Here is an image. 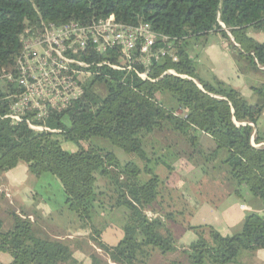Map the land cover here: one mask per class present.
Masks as SVG:
<instances>
[{"label": "trees", "instance_id": "trees-1", "mask_svg": "<svg viewBox=\"0 0 264 264\" xmlns=\"http://www.w3.org/2000/svg\"><path fill=\"white\" fill-rule=\"evenodd\" d=\"M110 16L126 25H150L169 38L178 62L170 58L154 62L151 81L141 80L132 71L103 68L85 86L80 101L62 114L54 113L48 122L6 118L11 95L18 87L5 76L15 73L25 27H38L41 21L57 26L87 25ZM252 30L264 32V0H0V176L24 163L36 178L44 174L55 177L80 227L91 231L86 242L90 264H149L155 253L168 256L178 252L188 264H205L206 260L236 264L241 252L264 249V213L248 215L242 231L231 236L209 225L190 226L196 240L179 247L166 225L175 215L166 212L170 205L164 204L168 177L143 179L144 174L152 173L148 163L153 159L144 141L153 134L173 131L182 152L192 155L200 150L207 160H215L225 151L234 194L241 197V188L246 186L264 205V148L254 146L264 142L258 130L264 116V84L253 89L257 103L251 104L225 83L202 80L189 52L193 40L205 42L210 35L219 34L238 62L264 75V43L251 37ZM162 47L166 44L158 40V48ZM90 56L100 62L106 55L91 49ZM107 56L113 64L120 63L117 53ZM137 68L145 72L142 66ZM163 93L177 101V109L161 102ZM199 134L211 137L217 147L203 150ZM93 138L108 140L129 160L121 162L113 150L91 144ZM165 165L173 170L171 164ZM104 207L121 213L116 222L119 218L123 238L116 246L102 240L107 224L95 222L102 218ZM21 215L11 213L13 225L8 230L0 219V254L10 255V264H84L75 256V243L40 234Z\"/></svg>", "mask_w": 264, "mask_h": 264}, {"label": "built area", "instance_id": "built-area-1", "mask_svg": "<svg viewBox=\"0 0 264 264\" xmlns=\"http://www.w3.org/2000/svg\"><path fill=\"white\" fill-rule=\"evenodd\" d=\"M158 40L166 48H158ZM21 44L15 73L5 76L18 87V92L11 95L6 116L12 122H48L54 113L69 110L82 99L85 86L100 76V69L128 70L143 81H151L149 72L154 62L179 60L169 38L154 32L150 25H126L114 16L87 25L71 22L57 26L41 21L38 27H25ZM91 49L106 55L104 60L96 62L89 57ZM110 52L118 54L119 64L108 58ZM137 65L145 72H140Z\"/></svg>", "mask_w": 264, "mask_h": 264}, {"label": "rangeland", "instance_id": "rangeland-1", "mask_svg": "<svg viewBox=\"0 0 264 264\" xmlns=\"http://www.w3.org/2000/svg\"><path fill=\"white\" fill-rule=\"evenodd\" d=\"M250 32L252 38L254 37L255 39L259 40L264 39V33L263 35H258V31L252 30ZM223 46H225L227 49L230 48L221 35L214 34L207 37L205 42L204 40H193L189 47V52L194 57L203 51L202 55H200L201 62L197 64V70L200 72L201 76L206 79V81H210V84L215 83L214 78L221 79L222 77H225L227 79H232L233 69L229 65V60L233 61L234 56L232 55L233 53L230 54V52L227 53L230 56L229 59L225 56H222L221 54H226L223 53L225 52ZM229 50L231 51V49ZM231 81L234 80L232 79ZM229 87L237 89L234 85H229ZM238 89H240L241 92L244 90L243 87ZM101 90V93L104 96L105 90ZM246 99L251 104L257 103L256 97L250 99L248 96H246ZM160 100L167 108H178L177 101L168 93H163L160 97ZM258 127L260 128V132L264 134V116L261 119ZM207 136L208 135L205 134L198 135L201 147L203 150H214L217 145L211 137L209 138ZM91 144L102 147L108 151L113 150L116 155L123 156L127 161L129 160L127 155L121 149L114 148L108 140L102 138H93ZM144 145L149 152L153 153V159L148 163L152 173H146L143 175V179L145 181L151 179L153 175H158L162 179L171 177L173 185L176 184L177 187H181L185 183L187 184V189L185 187L177 190L174 188L166 190V194L164 195V204L165 206L170 205L166 207V212H174L175 214L170 224L175 226L178 224L185 227V230H189L190 226L194 227L206 224H214L217 228L215 229L224 236L235 235L242 231V225L233 227L230 230H227L223 226L226 224L223 218V213L226 206L230 204L232 202L231 200H233L235 197H239L234 194L235 182L231 180L232 178L229 167L224 163L227 158V153L225 151H223L215 160H207L203 153H199L200 150H197L198 153H194L192 155L191 151L182 152L178 149L177 135L173 131L153 134L144 141ZM258 147L260 148L261 146ZM66 148L69 150H76L68 148L67 146ZM166 163L172 165V171L166 167ZM174 170L175 174L172 175ZM30 175L32 174L30 173ZM43 176L45 177L41 179L42 181H40L37 185H34V189L36 191L45 189V186L47 184H52V180L55 178L51 174H44ZM100 184L104 185L103 183ZM53 187L55 189L53 193L55 192L58 194V199L53 201L55 208L53 215H50L47 218L49 225L52 226L54 221H63L65 223L70 222L71 224L78 221L77 215L72 212L64 202L65 198L61 194V190L57 186ZM242 188L241 196L246 197L245 190H248V188L246 186H243ZM50 192L52 191L50 190ZM19 198L20 201H22L23 206L28 209H32L30 207L31 204L35 205L37 202H39L37 197L33 198V196H31V198L20 196ZM243 200H246V198ZM255 200L262 203V200L260 199L255 198ZM13 202H15V200H13ZM6 204L7 206L4 205L2 208H0L2 210L0 216L4 219V230H8L12 227L13 218L11 216V212H16L18 209L16 202L14 204H10L9 197L6 199ZM102 209L104 211L101 213L104 218L97 217L95 219L96 224H107L109 227H116L119 223V213H117L115 217H112V215L110 216L111 210L109 207L106 208V210L105 207ZM116 217H119L117 218V222ZM116 228L119 227L117 226ZM92 246L94 250L100 254V256L107 259L103 252H101L93 244ZM167 257V264H173V262L177 261L174 260V258H169L171 257L170 255ZM205 264L210 263L208 260H206Z\"/></svg>", "mask_w": 264, "mask_h": 264}, {"label": "crops", "instance_id": "crops-1", "mask_svg": "<svg viewBox=\"0 0 264 264\" xmlns=\"http://www.w3.org/2000/svg\"><path fill=\"white\" fill-rule=\"evenodd\" d=\"M257 33L258 35H263L264 32H257ZM250 35H251V32H250ZM255 40L260 43H264V39L262 40L255 39ZM225 42L228 45V42L227 41ZM223 48L225 49V52L223 53H226V54H221V55L229 59L230 56L227 53L230 52L231 54L233 53V51L232 50L230 51L229 49L231 48L227 49L225 46H223ZM202 52L197 54L195 57L192 55L196 65L201 62L200 55H202ZM232 55L234 56L233 61L235 63L229 60V65L233 69L232 79L235 82L231 81L232 79H227L221 76L222 77L221 79L214 78L215 83L213 84H216L217 82H222L228 86L234 85L236 86L235 88L237 89L235 90L237 91L240 90L238 88L243 87L244 90L242 92L240 90L239 92H241L245 98L246 96H248L250 99H252L255 97L253 93V89L258 88L264 84V75L261 72H256V71L248 69L247 64L245 62H238L235 58L234 53ZM262 70H264V68ZM198 74L202 78V80L206 81V79L201 76L200 72H198ZM206 82L210 83V81H206ZM258 130L260 132L259 127H258ZM260 135L264 137V134L261 132H260ZM257 146H261L264 148V142H260V144H258ZM116 157L121 162L127 161L123 156L116 155ZM173 174H175V170H174V173H172V175ZM43 177L45 176H42L41 178H36L33 175H30L29 168L26 164H20L17 168L0 176V208H2L4 205L7 206L6 199L7 197H9L10 204H14L15 202L17 203L18 209L16 213L19 215L24 214L25 216H27L35 224V228L40 234H45L55 240L75 243V245L78 246V248L77 246L75 247L76 258L80 260L81 262H83L84 264H90V259L88 257L89 249L86 243L89 240V236L91 234L90 230L81 228L78 221L72 224L70 222L65 223L63 221H54L52 226L49 225L47 218L50 215H53L54 210H55L53 201H56L58 199V194L55 192L53 193V191H55L53 186H57L61 190V194L63 195L64 198L65 196H64L62 185L56 178H53L54 180H52V184H47L45 186V189H40L39 191H36L34 189L35 188L34 185H37L40 181H42L41 179H43ZM170 180H171V177H168V181L165 184L166 188L168 189L174 188L177 190V189L186 187L187 189L186 183L181 187H177L176 184L173 185L172 180L171 181ZM242 189L243 188H241V191ZM50 190L52 192H50ZM245 191H246L245 193L246 197H242V196L235 197L233 200H231L232 202L228 204L224 210L223 218L226 224H224L223 226L227 230H230L231 228L237 227L239 225H243L245 218L252 213H257V214L264 213L263 202L262 203L258 202L251 195V193L248 192V190H245ZM20 196H23V197L26 196L28 198H31V196H33V198L37 197V200L39 202H37L35 205L31 204L30 207L32 209H28L23 206L22 201H20V198H19ZM244 198H246V200H243ZM13 200H15V202H13ZM64 202L66 203V201ZM0 213H2L1 209H0ZM117 213L121 214L118 211H115V212L113 211L111 212L110 216L112 215V217H114L116 216ZM100 216L104 218L102 214H100ZM0 219H2L4 222V219L1 216H0ZM167 222L168 221H166V225L172 229L174 237L179 247L181 248L188 247L196 240V236L194 235L192 231L185 230V227L180 226L178 224L175 226L173 224H170V222L168 223ZM206 225L213 226L214 228H216L214 224H206ZM116 227L107 226L104 229L101 237L105 244L110 245V246H116L122 240L123 233L119 228H116ZM89 244L92 245L91 241ZM170 256L171 257L169 258H174V260H177L179 264H188L186 258L183 256L181 252H178ZM167 259H168L167 256H163L160 253H155L152 261L149 264H167L166 263ZM11 262H12V258L10 255L4 254V253L0 254V264H10ZM236 264H264V249H259L254 252H250V251L241 252Z\"/></svg>", "mask_w": 264, "mask_h": 264}]
</instances>
